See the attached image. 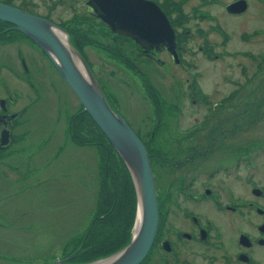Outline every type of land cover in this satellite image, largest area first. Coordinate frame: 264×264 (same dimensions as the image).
I'll return each instance as SVG.
<instances>
[{
    "label": "rangeland",
    "instance_id": "374dc122",
    "mask_svg": "<svg viewBox=\"0 0 264 264\" xmlns=\"http://www.w3.org/2000/svg\"><path fill=\"white\" fill-rule=\"evenodd\" d=\"M57 9L49 12L42 6L39 11L50 13L59 20H68L75 13V9L65 5ZM243 22L235 19L225 21L236 32ZM248 23L249 29H264V11L259 10L254 18H249ZM193 24L196 28L201 26ZM0 32L3 36L0 39V75H3L0 76V98L13 97L15 102H19L18 108L29 107V113L23 117L18 128L19 133L27 135L23 141L20 140L19 152L16 153L22 169L18 172L6 170V175L11 176L13 181L4 177L0 170V264H51L68 255V252L64 253V244L68 239L78 237L90 227L97 213L98 180L105 179L107 173L109 176L115 173L117 166L111 161L109 151L103 148V133L92 125L82 110L81 102L68 88L47 54L45 56L35 50V58L23 44L25 40L21 42L9 33L4 35L8 31L2 29ZM237 33L227 47L230 54H224L214 65L206 64L200 55L199 68L195 70L148 68L139 73L120 64L122 61L118 56L95 50L86 41L82 48L111 108L140 134L153 155L157 152L156 144L160 147L159 141L163 139L172 143L178 137L174 127L186 130L196 121H203L210 110L203 104H191L189 98L182 94L178 84H186L187 79L196 81L204 93L211 94L214 105L233 97L216 112L232 117H228L231 124L225 127L231 133L230 141L237 139V136L233 139L237 131L245 147L264 142V63L260 70L242 69L240 64L253 62L252 57L243 53L264 51V41L258 38L244 44L240 40V32ZM5 36L10 38L11 45L6 46L9 41H5ZM68 41L74 47L78 43L71 36ZM21 50L28 59L29 75L17 60ZM5 64H10V69H4L8 66ZM145 79L152 80L154 92L143 82ZM236 80L243 86L240 92H237L240 90L238 86L229 84ZM158 95L167 102L164 108H160L155 98ZM173 104L178 105L181 113L176 112ZM234 115H238V120L233 118ZM14 150V153L17 152L16 148ZM246 152L249 151H244V154ZM260 154L264 167V153ZM166 159L162 162L158 157L153 159L151 156L155 183L159 189L156 188L157 197L158 193L168 195L166 203L175 209L173 191L179 186L178 179L182 175L174 169V158L167 156ZM25 175L30 177L14 181L16 177ZM117 180L121 182L120 178ZM125 203L123 198L122 204ZM188 205L195 207L189 202ZM128 210L129 203L125 207L118 206L115 215L118 218L125 214L126 217ZM198 211L203 212L201 209ZM172 222L176 224L179 220L173 219ZM99 228L103 229L104 225H99ZM119 231L120 235L123 234V227ZM109 235L112 237L113 233ZM102 236L100 234L96 238ZM148 262L157 264L155 257Z\"/></svg>",
    "mask_w": 264,
    "mask_h": 264
},
{
    "label": "flooded vegetation",
    "instance_id": "af4514ba",
    "mask_svg": "<svg viewBox=\"0 0 264 264\" xmlns=\"http://www.w3.org/2000/svg\"><path fill=\"white\" fill-rule=\"evenodd\" d=\"M19 1L9 0L8 5L18 9L21 7V10L66 30L71 38L78 40L75 47L80 54L83 53V57L85 52L82 45L86 41L95 50L118 56L122 61L120 64L139 73L148 68L195 70L199 68L200 55L206 64L214 65L224 54H230L227 47L237 32H240V40L244 44L258 38L264 41V29H249L248 23L249 18H254L259 10L264 11V0H145L153 5L152 9L157 10L156 13L159 9L166 16L175 34L178 59L162 44L151 47L154 42L143 38L139 44L116 31L113 17L120 11L115 7L116 3H121L119 1L21 0L20 4ZM0 2L4 3L1 0ZM236 3L238 5L235 9H231ZM63 5L71 10L75 9L74 15L68 20L63 17V20H59L50 13L42 14L39 11L42 6L45 11L52 12ZM230 19L244 20L237 32L225 23ZM149 22L143 25L150 29L151 34L158 35L162 32V26L159 27L154 20ZM193 23L201 26L196 28ZM9 26L10 24L6 26L5 31L14 33H9L12 38H21L22 42L25 40L24 45L31 50L35 58V50L46 56L44 50L34 44L35 42L28 37L23 38V33ZM14 30L20 37L14 36ZM10 42L6 46L11 45ZM243 54L252 57L253 62L240 64L242 69L263 68L264 51ZM26 57L25 52L21 50L17 60L21 62L26 75H29ZM84 58L87 61L86 55ZM5 65L8 66H4V69H10V64ZM148 81L149 79H145L143 82L154 92L155 85L151 79ZM186 81L187 83L181 86L178 84L182 94L189 98L191 104L206 105L210 110L203 121H196L193 126L185 128L186 130L174 127V133L178 137L172 143L162 139L158 143L160 147L156 144V154L150 152L153 159L158 157L162 162L167 161V156L174 158L175 163L170 164H173L174 169L182 176L178 179L179 186L174 187L173 191L175 209L166 203L168 195L158 193L160 221L157 237L142 264H153L148 260L154 257L157 264H264V167L260 160V153H264V142L247 144L244 147L237 131L233 138L237 136V139L231 142V133H228L226 128L231 124L228 117H232H224L226 115L216 111L233 97L225 98L214 105L211 94L204 93L200 84L194 80L191 82L190 79ZM229 84L240 89L237 91L235 88L234 92L243 89L237 80ZM7 97L0 98V170L4 177L13 181L11 176L6 175V170L18 172L22 169L16 153L19 152L17 150L20 140L23 141L27 135L19 133L18 128L23 117L29 113V107L18 108L19 102H15L13 97ZM155 98L160 108H164L167 102L159 95ZM173 106L177 113L181 111L178 105ZM233 118L238 120V115ZM14 148L17 151L15 153ZM244 151L249 152L244 154ZM29 177L30 175L18 176L14 181L17 178L25 180ZM20 181L22 180L18 182ZM156 188L158 189V185ZM188 202L195 207L188 205ZM199 209L203 212H199ZM173 219L179 220V223L175 224Z\"/></svg>",
    "mask_w": 264,
    "mask_h": 264
},
{
    "label": "water",
    "instance_id": "95a60500",
    "mask_svg": "<svg viewBox=\"0 0 264 264\" xmlns=\"http://www.w3.org/2000/svg\"><path fill=\"white\" fill-rule=\"evenodd\" d=\"M115 1L121 2L115 5L116 9H120L113 17L117 26L116 31L129 36L139 44L142 43L141 38L154 42L151 47L162 44L178 59L174 31L159 9L156 13L157 10L152 9L153 5L145 0ZM237 5L238 3L230 8L235 9ZM148 13L150 14L144 17ZM153 20L159 27L162 26V32L158 35L151 34L150 29L143 25ZM0 21L13 25L16 30L46 50L56 70L75 93L84 111L106 136L132 178L138 207L131 242L111 256L84 264H142L155 243L160 221L153 166L146 146L124 117L111 108L87 61L71 41H68L69 34L66 30L1 2ZM79 252L80 249L69 257L51 264H79L71 263Z\"/></svg>",
    "mask_w": 264,
    "mask_h": 264
},
{
    "label": "trees",
    "instance_id": "16d2710c",
    "mask_svg": "<svg viewBox=\"0 0 264 264\" xmlns=\"http://www.w3.org/2000/svg\"><path fill=\"white\" fill-rule=\"evenodd\" d=\"M1 1L9 3V0ZM6 25L7 24L0 22L2 30H5ZM84 113L86 114L85 111ZM91 123L98 131V127L92 120ZM102 138L105 142V147L103 148L105 151H109L111 161L115 162L117 170L110 176L107 173L105 179L98 180V198L96 202L97 213L90 227L78 237L68 239L64 244V253L68 252V255L63 258L70 256L80 249V252L75 256L71 263H90L111 256L126 247L131 242L133 236V228L136 221L138 207L135 187L124 162L117 155L112 146H110L104 134H102ZM145 146L150 154V148L148 145ZM113 170H115V168H113ZM119 178L121 179V182L117 180ZM123 198L126 200L125 205L122 204ZM128 203L129 210L126 217L124 214L122 217L117 218L115 215L116 208L118 206L125 207ZM99 225L100 227L104 225V228L97 229ZM122 227L123 234L120 235L119 228ZM110 233H113L112 237H110ZM100 234L103 236L97 239L96 237Z\"/></svg>",
    "mask_w": 264,
    "mask_h": 264
},
{
    "label": "bare ground",
    "instance_id": "6f19581e",
    "mask_svg": "<svg viewBox=\"0 0 264 264\" xmlns=\"http://www.w3.org/2000/svg\"><path fill=\"white\" fill-rule=\"evenodd\" d=\"M20 2H21V0L19 1V4H20ZM4 3H5V2H4ZM7 4H8V3H7ZM11 4H12V3H11ZM16 4H17V2H16ZM23 5H24V4H23ZM20 9H21V7H20ZM35 14H36V13H35ZM1 25H2V24H1ZM8 25H9V24H8ZM8 25H6V26H8ZM3 26H4V25H3ZM10 26H13V25H10ZM10 26H9V27H10ZM0 27H1V26H0ZM13 27H14V26H13ZM5 28H6V27H5ZM1 29H2V28H0V30H1ZM7 29H9V28H7ZM11 29H13V28H11ZM3 30H4V29H3ZM4 31H5V30H4ZM8 31H9V30H8ZM12 31H13V30H12ZM14 31H15V35H14V36H17V35L19 36V34H16L17 31H16V30H14ZM2 32H3V31H2ZM19 32H20V31H19ZM0 33H1V32H0ZM8 33H12V32H8ZM3 34H4V33H3ZM3 34H2V35H3ZM12 34H14V33H12ZM12 34H11V35H12ZM4 35H7V33L4 34ZM21 36H22L23 38L26 37V36H23L22 34H21ZM2 37H3V36H2ZM2 37H0L1 40H2ZM11 37H12V36H11ZM19 37H20V36H19ZM5 38H7V37L5 36ZM26 38H27V37H26ZM26 38H25V39H26ZM63 38H64V37H63ZM20 39H21V38H20ZM29 39H30V38H29ZM9 40H10V38H7L5 41L8 42ZM3 41H4V40H3ZM7 42H6V43H7ZM21 42H22V41H21ZM23 42H24V41H23ZM4 43H5V42H4ZM23 44H24V43H23ZM26 44H27V43H26ZM34 44H36V43H34ZM2 45H3V43H2ZM31 48H32V47H31ZM75 48H76V47H75ZM43 49H44V48H43ZM43 49H42V50H43ZM80 50H81V49H80ZM44 51H45L44 53L47 54L48 58L50 59V56L48 55V53L46 52L45 49H44ZM82 54H83V53H82ZM84 57H85V56H84ZM54 59L56 60L57 58L54 56ZM50 61H51V59H50ZM53 67H54V66H53ZM90 67H91V66H90ZM91 70H92V69H91ZM92 71H93V70H92ZM94 74H95V73H94ZM60 79H61V77H60ZM62 80H63V79H62ZM97 80H98V79H97ZM64 83H65V82H64ZM101 86H102V84H101ZM68 88H69V86H68ZM69 89L72 91L71 88H69ZM104 91H105V90H104ZM35 92H37V91H35ZM74 94H75V93H74ZM108 97H109V96H108ZM109 99H110V98H109ZM81 112H83V111H81ZM86 114H87V113H86ZM81 115H82V114H81ZM83 115H84V114H83ZM87 115H88V114H87Z\"/></svg>",
    "mask_w": 264,
    "mask_h": 264
}]
</instances>
